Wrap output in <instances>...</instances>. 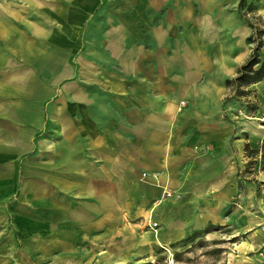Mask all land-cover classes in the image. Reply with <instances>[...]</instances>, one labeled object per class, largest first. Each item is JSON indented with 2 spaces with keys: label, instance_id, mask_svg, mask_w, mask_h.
Here are the masks:
<instances>
[{
  "label": "crops",
  "instance_id": "1",
  "mask_svg": "<svg viewBox=\"0 0 264 264\" xmlns=\"http://www.w3.org/2000/svg\"><path fill=\"white\" fill-rule=\"evenodd\" d=\"M239 3L0 0V264H264V79L226 83L264 1Z\"/></svg>",
  "mask_w": 264,
  "mask_h": 264
},
{
  "label": "rangeland",
  "instance_id": "2",
  "mask_svg": "<svg viewBox=\"0 0 264 264\" xmlns=\"http://www.w3.org/2000/svg\"><path fill=\"white\" fill-rule=\"evenodd\" d=\"M263 1L264 0H262V3ZM254 19L253 17L251 18L252 21H254ZM254 23L257 22L254 21ZM251 108H254V102L251 103ZM262 185L264 186V182ZM201 245L202 242L194 244L187 255L182 251L180 252V250L177 251L178 253L176 252L174 254L172 251L167 252L162 249H154L150 254H145V251H139V257L136 259L120 257L121 259H118L116 263L114 259L103 263L100 258L92 257L85 258L82 264H226V258L222 257V248H220L222 247L221 243L207 242ZM226 246L225 244L223 247Z\"/></svg>",
  "mask_w": 264,
  "mask_h": 264
},
{
  "label": "trees",
  "instance_id": "3",
  "mask_svg": "<svg viewBox=\"0 0 264 264\" xmlns=\"http://www.w3.org/2000/svg\"><path fill=\"white\" fill-rule=\"evenodd\" d=\"M245 4V0H240L239 8L241 9ZM247 10H252L249 6ZM252 29V35L248 38V42L252 44L251 52L247 60L241 64L237 70L234 78L226 81L227 85L234 88L236 96L247 95L250 90L244 88L251 86L264 79V59L261 58V49L263 48L264 29H259L249 24ZM262 154L264 158V143L261 145ZM247 155L254 158L258 154V149H251L249 145H245ZM253 162H250L252 164ZM264 167V165H263Z\"/></svg>",
  "mask_w": 264,
  "mask_h": 264
},
{
  "label": "built area",
  "instance_id": "4",
  "mask_svg": "<svg viewBox=\"0 0 264 264\" xmlns=\"http://www.w3.org/2000/svg\"><path fill=\"white\" fill-rule=\"evenodd\" d=\"M184 103V102H183ZM242 112L241 111H239V114H241ZM143 176H145V175H143ZM162 198L163 199H167V198H174V199H179V195L178 194H175L172 190H170V189H164L163 190V196H162ZM160 203V200H154L153 202H152V206L153 207H155V206H157L158 204ZM150 227L151 228H155V227H157V222H151L150 223Z\"/></svg>",
  "mask_w": 264,
  "mask_h": 264
}]
</instances>
